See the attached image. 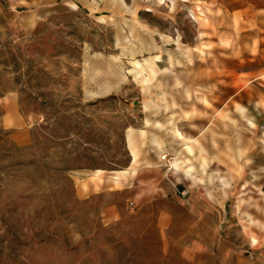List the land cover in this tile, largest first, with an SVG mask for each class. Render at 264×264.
Masks as SVG:
<instances>
[{
  "label": "rangeland",
  "instance_id": "rangeland-1",
  "mask_svg": "<svg viewBox=\"0 0 264 264\" xmlns=\"http://www.w3.org/2000/svg\"><path fill=\"white\" fill-rule=\"evenodd\" d=\"M239 1L0 0V264H264L236 200L264 193V30Z\"/></svg>",
  "mask_w": 264,
  "mask_h": 264
},
{
  "label": "crops",
  "instance_id": "crops-1",
  "mask_svg": "<svg viewBox=\"0 0 264 264\" xmlns=\"http://www.w3.org/2000/svg\"><path fill=\"white\" fill-rule=\"evenodd\" d=\"M232 11L238 15L236 18L244 22H255L254 27L264 30V0H241ZM8 99L9 102L3 104L2 123L8 128L17 129L16 138L25 137L26 133H21L20 128L26 123V119L20 113L18 101L13 95Z\"/></svg>",
  "mask_w": 264,
  "mask_h": 264
},
{
  "label": "bare ground",
  "instance_id": "bare-ground-1",
  "mask_svg": "<svg viewBox=\"0 0 264 264\" xmlns=\"http://www.w3.org/2000/svg\"><path fill=\"white\" fill-rule=\"evenodd\" d=\"M160 157L165 158L163 155ZM247 192L248 191H246V193ZM242 195L236 199L237 212H239L241 217L253 224V226L264 229V193L260 195L257 193L254 196L248 194L249 196L246 195L244 197Z\"/></svg>",
  "mask_w": 264,
  "mask_h": 264
},
{
  "label": "trees",
  "instance_id": "trees-1",
  "mask_svg": "<svg viewBox=\"0 0 264 264\" xmlns=\"http://www.w3.org/2000/svg\"><path fill=\"white\" fill-rule=\"evenodd\" d=\"M263 191H264V184H263V187H262Z\"/></svg>",
  "mask_w": 264,
  "mask_h": 264
},
{
  "label": "built area",
  "instance_id": "built-area-1",
  "mask_svg": "<svg viewBox=\"0 0 264 264\" xmlns=\"http://www.w3.org/2000/svg\"><path fill=\"white\" fill-rule=\"evenodd\" d=\"M182 193H184V192H182Z\"/></svg>",
  "mask_w": 264,
  "mask_h": 264
}]
</instances>
